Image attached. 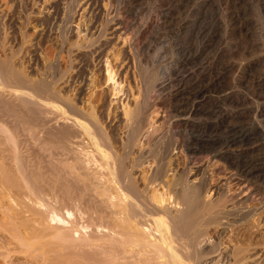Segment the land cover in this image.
<instances>
[{
    "label": "bare ground",
    "instance_id": "bare-ground-1",
    "mask_svg": "<svg viewBox=\"0 0 264 264\" xmlns=\"http://www.w3.org/2000/svg\"><path fill=\"white\" fill-rule=\"evenodd\" d=\"M1 12L0 229L4 233L0 234V238L4 240L3 247L9 253L25 255L27 262L32 264L36 263V259H41L43 264H264V251L253 246L240 248L234 242L237 231L233 235V228L244 226L258 215L255 204L254 209L249 206L246 211L240 206L253 201V193L247 190L250 196L234 201L235 193L228 194V179L224 185H214V176L208 173V167H212L213 163L223 162L227 166L237 167L239 173L233 169L238 179L251 185L264 172L260 165H255L257 161L253 158L243 159V154H253L257 150L253 148L254 145L252 148L247 147L253 138L257 137L264 146V89L259 87L256 98L253 96L255 101L251 102L248 96L243 99L227 97L236 105L234 107L241 110L230 111L219 107L214 111L217 118L210 127L218 130L225 126L230 133L197 139L198 143L221 147L213 151L203 163V160L195 156L199 145L197 149L189 142L178 143L181 141L177 142L175 135L168 136L169 132L167 135L160 134L168 118L158 123L153 117V110H157V113L167 107V102L171 100L159 96L158 100L152 101L155 97H152V93L161 92L155 91V87L163 74V65L161 70L153 71V67L147 70V67L139 63L138 72L145 77L147 84V94L144 93L145 97L142 98L140 88H135V84L133 86L129 80L131 78L127 77L129 65L123 68L120 63L115 67L109 61L110 56L106 57L98 51L96 55L100 59L101 69L106 65V82L114 92L112 101L119 105L115 104L117 108L110 114L112 111L104 101L101 106H96L92 90L88 98L84 96L87 87L95 85L93 78L87 77L86 70L91 65L94 47L98 44L94 42L96 39L105 40V37L100 38L104 31L95 34L90 24L85 27L80 25L82 23L77 24L75 29L72 26L62 28L63 40L59 41H63V44L59 46V54L65 53L69 58L67 69L72 75L65 77L67 72L59 69L49 80L50 77L44 76L46 72L40 73V58L35 52L28 66L22 65V69L19 66V70L15 67L14 61L23 54L24 46L11 50L6 48ZM74 14L75 11L71 17ZM218 19L221 18L216 16L212 23L213 33L219 25ZM69 34L77 38L76 41L71 38L74 42L67 45ZM257 46L254 41L247 43L245 49L254 51ZM130 51L135 52V49ZM129 56L132 58V54L129 53ZM256 63L262 67L260 69L264 76V56H260ZM58 64L59 60L49 63V67L45 64L44 67L54 69L55 72V68H59ZM149 70L153 72L149 74ZM224 71L225 68L220 69L210 83L212 86L221 87L225 81ZM76 78L80 80L81 87L76 89V93L69 94L70 88L72 91L75 89L72 82ZM193 107L189 116L182 119L188 121L192 118L191 114L197 110ZM174 118L178 120L179 117ZM244 119H248L249 124H245ZM176 123L180 124L178 121ZM120 127L125 128L124 134L118 132ZM115 146H118V151ZM236 146L241 148L239 152L233 150ZM237 152L240 156L235 155ZM181 154L186 158L184 166L178 162V155ZM133 155L136 157L132 159ZM221 170L217 172L221 174ZM137 172L140 176L136 175ZM228 178L230 180L231 177ZM262 193L258 194L260 197L257 201L262 204L260 208L263 210ZM228 202H233L234 206L231 207ZM226 204L231 208L227 209Z\"/></svg>",
    "mask_w": 264,
    "mask_h": 264
},
{
    "label": "rangeland",
    "instance_id": "rangeland-1",
    "mask_svg": "<svg viewBox=\"0 0 264 264\" xmlns=\"http://www.w3.org/2000/svg\"><path fill=\"white\" fill-rule=\"evenodd\" d=\"M72 5L74 7L76 6L75 9ZM77 6H80V7L77 8ZM263 6H264V0H0V12L2 10L1 12L2 13L1 15L3 17L2 18L3 20L2 28H3V33L5 34L4 36L6 39L5 40L6 46H7L6 48L8 50L9 49L11 50V48L19 49V48H23L24 46L23 54L20 55L18 59L16 58L17 60L15 59L14 61L15 67L17 69L19 66H21L19 67V69H22L28 66L30 61L32 60L31 58H32L33 52H35L37 56H39L40 58V68H41L40 73L41 72L42 74L47 73L44 76L50 77L48 78L49 80L52 78L51 75L52 74L55 75V73H57L58 72L57 70L59 69H61V71L67 72L66 74L67 76L65 75V77H69V75L71 76L72 73L69 72L67 69L68 64H69V58L66 57L67 55L65 53L59 54L60 53L59 46L63 44V41L61 42L59 41V39L63 40L62 38L63 29L62 28L65 29V27L72 26L75 29V26L77 27L80 23H82L80 25H83L85 27H88V25L90 24L89 27L92 30L94 29L93 30L94 33L96 31L95 34H98L99 32L104 31L100 38L105 37V40L103 41L104 38L96 39V41L94 42V44H97V43L98 44L94 47L95 53L93 54V56L96 55V53L98 54L101 51L102 54L103 53L105 54L104 56L106 57L110 56L109 61H111V65L118 67L120 63H122L121 66L123 65V68L129 65V70H128L129 72H128L127 77L131 78L129 80L131 81V84L133 86L135 84L134 86L135 88H140L142 98L145 97L144 93L146 92L145 90H147L146 89L147 84L145 82L146 79H144L145 77L141 76V74L138 72L139 66H140L139 63H141L142 66H144L145 68L147 67L146 68L147 70L152 69V67H153V71H156V69L161 70L162 68L161 71L163 74L161 75V78H160L161 80L160 79L158 80L159 83H156V87H155L156 88L155 91H161V92H153L152 97L155 96L156 98L154 97L155 99L153 98L152 101L155 102L156 99L158 100L159 96L162 99H171V100L167 102V104L169 105L163 108L164 110L160 109L158 110L157 113H156L157 110H153L154 111L153 117L157 119L156 121L158 123L163 122V120L161 119L168 118L166 119V121L168 120V122L165 124L166 129H165V126L163 125L162 126L163 128L161 127L160 129V131L163 133H160V134L167 135V133L169 132L168 136L175 135L176 136L174 137L176 138L175 140L177 142L181 141L178 143H182V141L184 143L185 141V142H189V144L193 146L194 148L198 149L200 147L195 156L197 159L203 160V163H205V161L211 156V153L213 151L219 150L221 147L219 145L210 147V145L208 146L207 144L198 143L197 139L201 137L208 138L214 135H226L227 133H230L228 132L229 128L228 127L226 128L225 126H221L218 130H213V128L210 127L212 124H214V122H216L215 119L217 118V115H216L217 113L215 112L216 113L215 114L214 111H217L219 107H224L230 111H233L234 109L238 110L240 108L237 109V107H234L236 105L232 103L231 100H229L228 98L240 97L241 99H243L248 96L247 99L249 98L248 100L249 102H251V101H255L254 97L258 93L257 91L259 90V87L262 90L264 89V86H263L264 76H262L263 70L260 69L262 67L258 66L256 63L257 59L260 56L262 57L264 56V55H260V54H264V50H261V49H264V45H263L264 44V7ZM69 9L70 11H68ZM83 10L84 11L87 10L89 13L86 11L84 12ZM74 11H75V14L74 16L72 15L73 17H71V14H73ZM82 12L84 14H82ZM82 15H84V17ZM216 16L217 18H221V19H218L217 21L219 24L218 25L219 28L218 27L216 28V32H214L216 34H214L211 29V26H212V23H214L215 21L214 18H216ZM119 17L121 18L119 19ZM81 18L83 21L79 20ZM126 19L128 21H126ZM124 25H125V28H124ZM224 26L225 28L227 27L228 28L225 29ZM131 28L132 30L130 31ZM222 28H224L225 30ZM105 30L107 31L105 34L107 36L105 35L103 36V34L105 33ZM123 30H125L126 32H124ZM58 31L61 32V34H59ZM67 38L69 42L66 40V44L68 45V43L76 41L77 37L74 34H69ZM71 38L74 41H71ZM100 40L101 42H99ZM105 41H107L108 43H106ZM132 41L133 42L136 41V42L133 43ZM254 41L256 45H259L257 46L256 50H254L255 52L252 51L250 48L246 50L245 49L246 44L250 42H254ZM136 43L139 45H137ZM206 44L207 46H205ZM99 45H100V48L98 47ZM132 45H135L133 46L135 47L134 48L135 52L131 53L130 50L132 51L134 50L133 47H131ZM102 46L103 48L101 49ZM206 47L207 48L209 47L208 50ZM227 47H229L230 49H228ZM258 47H260L261 49ZM233 48L235 49V51ZM240 48L241 49L243 48V49L240 50ZM129 53L130 55L132 54V58L131 56H129ZM93 56H92L93 60L91 59L92 60L91 65L89 68H87L86 74H87V77L93 78L94 80L93 84H95L93 86H96V87H93L92 85L89 88L87 87L88 90H86L84 96L88 98L92 93L93 94L95 93L94 94L95 96L93 95L94 96L93 98H94L96 106L99 104L98 105L99 107L102 104L107 103L106 104L107 108H109V110L111 109L110 111H112V113L110 114H113V112L117 108L115 107L117 103H114L115 101L114 102L112 101L114 97V92L111 89V86L108 85V83L106 82V78H105L106 68H104L106 65L101 69L102 65L100 64V59L98 58L97 55L94 57ZM214 59L216 61H214ZM57 60H59V64L57 66L59 68H55V72H54V69L48 68L49 67L48 64L52 62L54 63ZM44 63L48 67L46 66L44 67L45 65ZM123 63L126 65H124ZM220 63L223 64L224 66H222ZM162 65L164 67H161ZM257 66L259 69L257 68ZM166 68L168 71L166 70ZM221 68H225V71H226V72L224 71L225 81L222 82L220 88H217V87L212 86V84L210 83H212L214 79L217 77V74ZM152 72L151 70L148 71L149 74H151ZM92 75L93 77H91ZM227 77H228V80H227ZM134 81L137 83H135ZM72 85H74L73 89L75 87L74 89L75 91L74 90L72 91V89L70 88L69 94L76 93L77 91L76 89L79 90V88L81 87L80 80L76 78L75 81L73 80ZM91 90L93 91L92 93L90 92ZM155 93H157V95ZM146 94L147 93H145V95ZM250 96L251 97L254 96V97L251 98ZM102 101H104V103ZM153 102L152 104H154ZM230 103L234 105L232 106ZM193 106H195V109H197L195 110L196 112L194 111V113L191 114L192 118L190 120L185 121V118L189 116L188 114L190 112V109L191 110L194 109ZM231 106L234 108H231ZM155 114H158V116ZM184 116L186 117L182 119ZM174 117L176 118L179 117V118L177 120ZM177 121L180 124H177L176 123ZM170 122L172 123V125ZM248 122H249L248 119H244L245 124L246 123L249 124ZM180 128L182 129V131L180 130ZM163 129L169 130V131H164ZM176 130L178 132H176ZM223 131L225 132V134ZM118 132L120 134L122 133L124 134L125 128L122 127L121 129L120 127V129H118ZM172 132L173 134H171ZM252 140L253 141H251V145L247 147L252 148V146L254 145L253 148H257V150L254 151L253 154L252 153L243 154V159L249 160L250 158L251 159L253 158V160H256L259 163L258 164L256 162L255 165H260L261 169H263L264 171V167H263L264 166V157H263L264 156V146L260 144L262 142H259L260 140L258 141L257 137L253 138ZM255 144H256V147H255ZM115 148L118 151L119 149L118 146L117 147L115 146ZM240 149L241 148L237 146L233 148L234 151H238V152ZM260 153H262L263 155ZM238 154H235V155L240 156V153ZM249 154L250 155L252 154V155L250 156ZM179 155H178V159H179L178 162L181 166H184L186 158L182 154L181 156ZM135 157L136 156L133 155L131 158L133 159ZM213 164L214 165H212V167H208L209 168L208 173L210 174V176H214L213 184L214 185H224L225 180L228 179L227 184L229 186L226 184V186L230 190V191L228 190V194L233 195L235 193L234 196L236 198L234 199V201L242 200L250 196L252 193H253L252 197L254 198V200L257 201L259 199L258 197H260V195L258 194L262 192H263L262 194H264V184H263L264 183L263 181L264 172L261 174L259 179L257 178L255 182L253 181L252 184L250 185L248 183H245L241 179H238V177L236 176V173L238 172V170H236L237 167H232L231 165L229 166V164L227 166L225 163L223 164V162L222 164L221 162L219 163L215 162ZM260 167H257V168H260ZM218 168L219 169L222 168L223 171L221 170L222 172L221 174H219L220 172L219 173L217 172L219 170ZM136 175L140 176L139 172H137ZM138 176L137 178H139ZM228 177H231L232 179L230 178L229 180ZM242 183H245V184H242ZM257 183H259L260 186L263 184L261 188L259 184ZM258 186H259V189H258ZM227 187L226 189H228ZM260 190L262 191L260 192ZM254 200L253 201L250 200L251 202H248L247 203L248 205L245 203L246 204L245 206L244 205H240V206L244 207L243 209L244 211H246L247 208L249 209V206L250 208H252L253 206L252 209H254V207L256 206L255 208L259 211L258 215L261 217H258V215H256L255 220L251 219V221L253 222L249 220V222H247L248 224L245 223L244 226L239 225L238 228L235 226L237 229L233 228V235L236 231L237 232L235 233L236 235H234V238H235L234 242L236 241L235 245H237L240 248L242 247L252 248L253 246V248L258 247L259 250L264 251L263 250L264 249V245H263L264 244L263 243L264 242L263 240L264 239V232H263L264 231V223H263L264 222V216H263L264 207H262L263 208L262 210L260 208L262 204L259 201L255 203ZM228 204L231 207L234 206L233 202H228ZM229 205L226 204L227 209L231 208ZM259 209L262 211H260ZM0 232H1L0 234L4 233L1 229H0ZM250 242H251V245H250ZM3 246H5L4 240L0 238V264H27V263L32 264V262L29 263L30 258H28L29 262H27L26 260L27 258L25 255L9 253L8 249H6V247H3ZM9 254L11 255L9 256ZM35 261L36 263L38 262L39 264H43L41 259L40 260L36 259Z\"/></svg>",
    "mask_w": 264,
    "mask_h": 264
}]
</instances>
